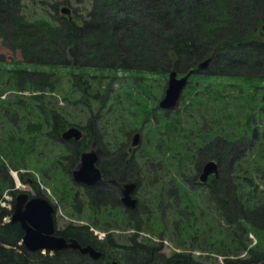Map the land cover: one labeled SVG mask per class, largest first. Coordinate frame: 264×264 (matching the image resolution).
<instances>
[{
  "label": "trees",
  "instance_id": "1",
  "mask_svg": "<svg viewBox=\"0 0 264 264\" xmlns=\"http://www.w3.org/2000/svg\"><path fill=\"white\" fill-rule=\"evenodd\" d=\"M59 4L60 1L52 3L56 13L51 18L31 20L23 12V0H0L2 43L13 51L19 49L23 58L6 62L0 57V96L8 89L16 94L29 91L27 100L18 95L12 103H35L43 113L42 120L29 121L25 126L27 133L41 131L48 125L51 129L47 133L45 128V133L51 138H62L63 131L73 125L65 112L46 106L47 94L58 87L55 67L80 71L72 72L73 87L81 93L75 101L87 105L93 97L102 99V106L106 99L100 98L93 85L105 80L111 85L117 79L115 72L167 75L176 70L183 75L182 72L194 69L189 83L198 82L200 89L191 103L173 111L174 114L171 109H163L161 116L141 107L140 112L133 113L131 122L120 113L113 118L114 124H109L111 120L108 123L114 131L118 129L116 126L121 127L112 143L118 145L120 134L131 133L122 126L133 125L136 119L142 121L144 116L156 118L158 144L167 141L175 155L183 154L179 163L183 162V173L189 172V167L198 169L194 180L203 187L221 219L239 229H242L239 223L247 221L258 240L264 242V0H91L86 16L75 14L72 18L59 12ZM208 58V67L199 70V64ZM108 94L111 100L114 94ZM131 94L129 87L128 100ZM230 106L235 108L231 112ZM117 109L113 104L110 113ZM92 119L91 116L87 126L76 125L82 130L90 127L91 131ZM189 119L198 123L187 125ZM89 134L93 136L88 131L79 141L67 140L72 154L70 167L89 146ZM102 144L101 140L98 164L103 179L86 187L94 206L105 204V198L111 199L120 180H136L141 184L134 174H128L136 167L132 160L127 161L125 142L114 149L115 153L107 151L103 157ZM0 151L10 160L1 146ZM210 159L218 162L219 174L200 182L202 166ZM0 167L1 176L11 167L17 168L15 163L9 165L5 161ZM29 183L37 195L43 194L36 178ZM12 212L13 209L0 206V264H112L114 260L118 264H203L183 252L166 257L157 249L138 243L135 237H131L132 246L108 253L102 244L112 242V236L98 240L85 225L59 233L104 251L105 258L93 259L77 249L52 254L50 250L43 254L30 251L21 241L24 235L21 224L4 221ZM252 252L255 261L259 253Z\"/></svg>",
  "mask_w": 264,
  "mask_h": 264
},
{
  "label": "rangeland",
  "instance_id": "2",
  "mask_svg": "<svg viewBox=\"0 0 264 264\" xmlns=\"http://www.w3.org/2000/svg\"><path fill=\"white\" fill-rule=\"evenodd\" d=\"M59 1V12L66 6L70 8L72 16L75 14L86 16L91 7V0H69L65 4H61L63 0H23V12L31 20L39 17L51 18L56 13L52 3ZM0 57L6 62L23 59L21 51L19 49L13 51L3 45L1 37ZM44 68L49 69L46 66ZM55 70L56 76L59 77L58 87L47 94L46 106L49 108L52 105L51 108L65 112L73 125L87 126L89 118L94 117L91 129L93 136L89 134L90 143L85 150L95 148L98 151L102 140V147L105 149L101 152L103 157L107 151H110V154L115 153L114 149L125 142L129 158L127 161L132 160L136 167L132 172L130 170L128 172L134 174L141 182L134 193L140 203V212L109 203L94 206L90 202L86 186L72 178V170L80 160L70 167L72 154L67 140L51 138L47 134L51 129L48 125L41 131L27 133L28 127L25 126L29 121L42 120L43 113L35 103L28 101L18 105L12 103L18 95L27 100L29 91L16 94L10 89L0 96V146L6 150L12 162L0 151V164L2 161L9 162V165L15 163L17 168L11 167L8 173L3 174L4 177L0 175L1 207L12 208L17 195L23 190L29 194H36V189L29 183L36 178L42 195L56 209L57 230L85 225L88 226L91 236L98 240L105 241L107 237L112 236V242L102 244L108 253L120 247L132 246L131 237H135L138 243H145L148 248L157 249V252L166 257L175 252H183L191 254L192 258L203 264H264V242L258 240L252 226L245 220L239 223L242 229L237 228L236 224L231 226L224 222L216 207L208 200L203 187L194 180L198 169L189 167V172L183 173L181 169L184 168L181 167L183 162L181 161L179 165L183 154L175 155L173 147H169L167 141L163 145L158 144L159 138L154 127L156 118L150 120L148 116H144L142 121L136 119L133 125L122 126L126 132L131 133L120 134L118 145L112 143L117 139L116 134L119 133L116 132L121 127L116 126L118 129L114 131L110 125L114 124L113 118L119 117L120 113L126 116L128 122H131L133 113L140 112L141 107L153 110L156 116L164 113L159 102L165 94L169 73L165 75L160 72L124 70L115 72L117 79L111 82V85L108 80L93 85L99 90L100 98L106 99L105 105L102 106V99L93 97L89 99L87 105L75 101L81 93L77 87H73L72 72H80L78 69L59 66L55 67ZM6 85L8 83H4V86ZM129 87L132 94L128 100ZM198 89H200L198 82L192 80L188 83L171 113L174 114L173 111L180 108L184 109L187 102L191 103V99L196 98L192 97ZM120 90L121 93L118 95ZM110 92L114 94L111 100L108 94ZM113 104L118 109L110 113ZM234 109V106L232 109L230 106L229 112ZM195 122L198 123V120L189 119L187 125H193ZM101 130L104 131L103 134ZM88 131L91 132L90 127L89 130L83 129L84 135ZM136 131L141 132V141L128 153ZM98 154L100 156L99 151ZM183 157L187 160L186 156ZM21 174L28 182L23 181ZM10 218L11 216L4 217V221L7 222ZM252 250L259 253L255 261L252 259ZM37 251L47 253L46 249ZM52 253L50 251V254ZM122 256L125 260V255Z\"/></svg>",
  "mask_w": 264,
  "mask_h": 264
},
{
  "label": "water",
  "instance_id": "3",
  "mask_svg": "<svg viewBox=\"0 0 264 264\" xmlns=\"http://www.w3.org/2000/svg\"><path fill=\"white\" fill-rule=\"evenodd\" d=\"M61 11L67 14L69 18H72L69 7L65 6ZM262 29L264 30V24ZM209 63L210 58L203 60L198 66L199 70L207 68ZM193 72L194 70H191L180 77L176 70L169 72L168 85L164 96L159 102L160 107L172 109L178 104L182 92L188 84L189 76ZM82 136L83 131L76 125L68 127L62 133V137L65 140H80ZM141 138V132H136L132 137L131 148L137 146ZM98 162L99 154L97 149L92 148L83 151L77 167L72 170L73 180L86 185H93L100 181L102 179V171L98 166ZM211 174H219V164L214 159H210L203 164L199 174V181H207ZM136 188L137 183L135 181L123 183L122 199L127 207L135 208L137 206V199L132 195ZM55 213V207L44 196L34 195L30 197L26 191H21L17 195L11 221L19 222L24 229L22 243L28 250L47 249L55 252L69 247L79 249L82 253H88L93 259H98L102 256V251L91 244L83 246L76 238H71L68 241L65 236L56 234ZM113 264H118V262L114 260Z\"/></svg>",
  "mask_w": 264,
  "mask_h": 264
},
{
  "label": "flooded vegetation",
  "instance_id": "4",
  "mask_svg": "<svg viewBox=\"0 0 264 264\" xmlns=\"http://www.w3.org/2000/svg\"><path fill=\"white\" fill-rule=\"evenodd\" d=\"M131 152V150L129 149V151H128V153H130ZM123 153H125V152H123ZM127 153V152H126ZM128 174H129V172H128ZM127 181H132V180H126V181H123V180H120L119 182H118V187L116 188V190H117V192L115 193V195L109 200L108 198H105L104 200V203L105 204H111V205H113V206H116V207H119V206H126V204L124 203V201H123V199H122V196H123V183L124 182H127ZM84 185V184H83ZM84 186H86V185H84ZM138 186H139V184H138ZM87 187V186H86ZM137 190V189H136ZM133 196H134V194H133ZM135 197V196H134ZM140 203H139V200L137 199V206H136V208H134L133 209V211H137V212H140L139 211V209H140ZM127 207V206H126ZM127 208H129V209H132V208H130V207H127ZM59 231L60 230H57V228H56V231H55V233L56 234H58V235H62V234H60L59 233ZM63 236H65V235H63ZM66 237V236H65ZM72 237H66V239L69 241L70 239H71ZM81 243V242H80ZM87 244H89V243H87ZM87 244H83V243H81V245H83V246H85V245H87ZM64 249H73V248H64ZM103 253H104V255H103ZM105 256H106V254H105V252L104 251H102V257H104L105 258ZM111 260H113L112 258H111ZM111 260H110V262H111ZM113 262V261H112ZM113 264V263H112Z\"/></svg>",
  "mask_w": 264,
  "mask_h": 264
},
{
  "label": "bare ground",
  "instance_id": "5",
  "mask_svg": "<svg viewBox=\"0 0 264 264\" xmlns=\"http://www.w3.org/2000/svg\"><path fill=\"white\" fill-rule=\"evenodd\" d=\"M138 226V225H137Z\"/></svg>",
  "mask_w": 264,
  "mask_h": 264
}]
</instances>
